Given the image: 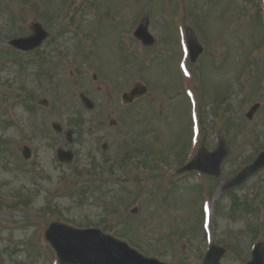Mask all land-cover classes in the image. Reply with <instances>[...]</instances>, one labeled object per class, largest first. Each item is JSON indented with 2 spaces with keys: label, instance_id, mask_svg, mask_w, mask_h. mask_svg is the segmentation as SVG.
<instances>
[{
  "label": "rangeland",
  "instance_id": "obj_1",
  "mask_svg": "<svg viewBox=\"0 0 264 264\" xmlns=\"http://www.w3.org/2000/svg\"><path fill=\"white\" fill-rule=\"evenodd\" d=\"M74 1L0 0V264H58L44 237L53 221L75 227L102 222L144 255L169 263L201 264L212 241L227 248L222 264H245L252 243L264 242V169L236 191V210L232 197L218 189L264 148V42L256 33L253 0H88L85 7ZM72 16L77 24L68 25ZM145 16L152 46L133 34ZM35 21L50 32L42 49L48 62L58 64L45 67L53 71L50 81L34 72L33 55L10 54L8 42L30 34ZM188 29L204 46L188 64L192 80L178 66L186 60ZM254 33L260 47L253 51ZM136 81L149 93L127 106L121 96ZM189 86L198 102L201 146L212 150L224 135L230 148L223 177L205 185L197 172L175 175L186 145L192 147L188 158L199 148L190 136ZM80 92L95 101L94 111L82 104ZM218 98L226 102L216 115ZM255 102L262 105L250 121L246 112ZM70 118L80 122L72 125L80 155L60 166L55 150L68 143L50 122L70 128ZM22 143L33 150L30 161L20 154ZM126 144L140 149V160L149 165L136 168L131 161L125 172H106L103 164L96 174L88 171L91 158L112 167ZM205 199L210 210H203ZM243 199L254 203L249 212Z\"/></svg>",
  "mask_w": 264,
  "mask_h": 264
},
{
  "label": "water",
  "instance_id": "obj_2",
  "mask_svg": "<svg viewBox=\"0 0 264 264\" xmlns=\"http://www.w3.org/2000/svg\"><path fill=\"white\" fill-rule=\"evenodd\" d=\"M36 36L15 40L13 43L21 48L34 47L42 42L46 36L45 32L39 25H35ZM136 35L143 39L145 43H153V37L148 33V20H144ZM189 45L193 52L194 58L201 52V48L193 34H188ZM135 94H141V90L136 89ZM227 152L217 151L209 159L197 158L188 169L200 168L206 171L209 161L218 168L214 174H219V165ZM264 167V152L254 164L248 166L246 170L236 177L228 185L234 187L253 172ZM48 238L55 245L60 254L63 263H80V264H163L152 259H145L135 251L130 250L125 245L117 243L110 238L105 237L98 230H80L71 231L63 226H53L49 231ZM222 252L219 249L213 250L208 254L205 264H219ZM250 264H264V250H255V259Z\"/></svg>",
  "mask_w": 264,
  "mask_h": 264
}]
</instances>
